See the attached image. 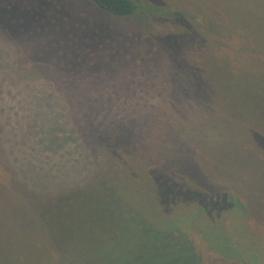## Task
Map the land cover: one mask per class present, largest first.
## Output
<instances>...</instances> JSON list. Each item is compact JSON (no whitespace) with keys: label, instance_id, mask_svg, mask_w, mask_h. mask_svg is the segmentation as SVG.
Listing matches in <instances>:
<instances>
[{"label":"rangeland","instance_id":"rangeland-1","mask_svg":"<svg viewBox=\"0 0 264 264\" xmlns=\"http://www.w3.org/2000/svg\"><path fill=\"white\" fill-rule=\"evenodd\" d=\"M142 1L164 11L148 29L92 0H0V264H240L201 234L229 239L213 201L232 193L264 264V115L238 141L180 0ZM108 128L115 162L147 171L136 184L102 174Z\"/></svg>","mask_w":264,"mask_h":264},{"label":"trees","instance_id":"trees-1","mask_svg":"<svg viewBox=\"0 0 264 264\" xmlns=\"http://www.w3.org/2000/svg\"><path fill=\"white\" fill-rule=\"evenodd\" d=\"M92 1L112 14L129 17L131 23L140 29L151 27L154 15H162L164 12L163 8L150 5L151 9L160 12L146 10L144 8L145 3L142 0ZM257 1L259 0H180L174 5L171 4V11L176 12L184 19L189 18L194 25V29L201 36L202 46L200 48L202 55H207L208 58L209 55H215L217 60L216 81L213 86L217 89V94L220 95L219 98L226 106L218 105L219 117L226 128L239 133L238 141H242L243 137L246 141H251L253 137L251 133L257 131L253 128L256 122L250 126L254 130H250L244 125L245 120L250 123L253 121L251 117L255 115L262 117L264 115L262 105V101L264 102V25L261 22L264 7L256 3ZM204 59L207 62V59ZM96 136L109 138L106 146L103 145V150L99 153L102 174L113 178L121 177L122 181L132 178L129 180L133 184H136L141 176L147 174V171L144 170L143 172L142 169L144 168L142 167L139 171V167H136V165L129 163L124 166L115 162L113 158L115 153L112 155L111 152H118V150H114L116 133L111 128L97 133ZM109 157H112L111 162H109ZM131 159L135 160V158ZM261 181L264 182V179ZM184 187L195 188L194 184ZM259 189L255 183L246 193H249V196L258 197L257 192ZM117 190L121 195H124L125 199L128 197L129 201L134 202L129 196V191L123 193V189L119 187ZM213 202L222 205L223 209L228 208L227 212L224 210H221V213L217 212L219 216L217 226L232 228L231 230L235 231L229 234V239L218 235L212 239L209 238L210 240L205 237L207 236L205 233L200 232L204 241L208 243L212 251L218 252L229 259L238 260L240 264H250L251 258L255 259L253 247L256 238L249 221V218H251L250 211H252L250 205H247L244 200L242 202L233 193L226 198H222L221 195L216 196ZM241 208L244 210H241ZM253 209L255 211L256 206ZM230 214L233 216L232 221L226 220L228 215L231 218ZM193 216H195V212ZM201 218L203 219V217ZM186 220H180L177 226L171 228H178L185 233L188 232L187 226H184ZM187 245L189 246V244ZM190 247L193 246L190 245ZM191 253L193 262H195V259L201 261L196 252L194 253L191 250ZM181 259L179 257V260ZM195 263L197 264V262Z\"/></svg>","mask_w":264,"mask_h":264}]
</instances>
